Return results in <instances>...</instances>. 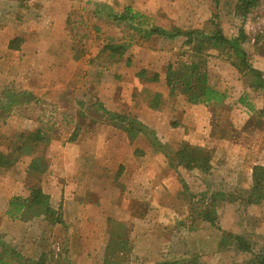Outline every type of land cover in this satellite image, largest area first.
Returning a JSON list of instances; mask_svg holds the SVG:
<instances>
[{
	"label": "rangeland",
	"instance_id": "rangeland-1",
	"mask_svg": "<svg viewBox=\"0 0 264 264\" xmlns=\"http://www.w3.org/2000/svg\"><path fill=\"white\" fill-rule=\"evenodd\" d=\"M1 1H7V4L10 5L16 3L20 8L28 10L27 13H30L31 3L34 2V0ZM117 1L121 2V5H117L119 13L125 15L129 8L128 4L131 5L134 0ZM146 2L144 0V3ZM164 3L165 8L173 10L176 15L174 18L175 25L168 21L166 28L169 30L175 27L174 29L177 28L184 32L201 31L213 35L216 32L215 23L226 38L231 39L235 35L234 13L238 0H220L217 10L213 0H164L163 6ZM1 16L0 30L3 33L12 30L15 21L13 8H6ZM20 17L23 16H18V21H21ZM163 18L164 21L167 20V17ZM141 22H143L142 26L149 27L151 30L161 23V20L160 17L144 16ZM131 25L133 24L127 23V29L132 30ZM245 31L248 38L242 48L248 54L251 65L260 70L264 76V0H260L259 7L245 25ZM136 37L139 39L141 36L138 34ZM6 41L7 39L5 44ZM176 41L178 50H176L174 61L170 62L168 66L161 65L157 59L153 58L152 54L149 55L148 65L146 52L142 53L139 49L141 40L136 43L138 44L139 56L145 57V63L148 66L146 67L147 71L151 74L160 73L165 67L163 72L168 71V76L173 78L174 84L172 86L175 92L179 90L181 93L175 95L180 101L176 104L177 111L171 120L169 129L167 131L162 130L163 135L168 134L169 138V143L166 145L161 143L166 147V152L156 149L143 135L147 150L138 149L133 154L145 171L144 176L145 179L147 178L145 187L152 188L153 196L162 204L165 215V220L160 222L161 224H154V220L150 221L149 219L146 220L145 224L148 223L147 228H154L158 237L165 240L167 244L161 250L159 262L176 259L190 261L196 258L198 264H253L251 262L253 255L239 253L234 248L212 252L210 247L214 244L216 235L218 237L221 233L233 232L244 236L253 245L254 254L264 253V202L259 205L248 204L250 188L252 187L251 163L264 160V117L260 115L261 111L264 110V93L256 92L251 87L254 81L252 74L247 70L241 71L239 69V61L229 49L196 40L192 45H187L185 37L178 38ZM17 44L18 42L15 40L14 46ZM151 45L155 47H151L152 49H157L155 41ZM127 50L128 48H125V52ZM134 50L136 51V49ZM4 56L9 64L2 67L5 77L0 80L2 81L0 82V92L4 89L3 91L12 90L15 94H19L24 91V84H27L25 78L21 77L20 79V75L28 70V65H22V54L4 53ZM193 65L197 66V76L190 78L189 73ZM140 69L143 68L138 67L139 72ZM147 71L145 70V76L140 78L145 87L150 84L144 82ZM50 78L53 76L46 78V84L54 85V80L52 81ZM187 78L192 80L193 89L190 91L184 88ZM199 78L205 79L209 87L221 91L227 98L223 104L217 107L197 105L201 107L200 110L189 113L186 111V107L190 105L189 102H192L194 95L198 92ZM195 79L197 80L194 81ZM29 81H33L32 76ZM168 86L171 88V85ZM162 88L166 87L162 85L160 89ZM36 100H38L37 106L51 105L46 96H32L31 101L36 102ZM241 100H243V104L240 103ZM6 107L13 108V110L10 113L6 112L8 111L4 109ZM20 108L17 106L10 107V97H0V151L6 155H11L18 149L23 153V156L14 166L0 168V177L21 181L28 176L40 178L39 174L35 173V176H32V171L28 170L34 158H38L39 165L45 167V172L52 173L55 169L62 171L63 173L58 171L57 173L58 177H62L61 184L66 194L51 198L50 205L58 215L62 216L68 230L61 225H51L49 223L51 219L44 214L40 215L41 210L39 208L27 210L24 219L36 218L37 222L33 224L30 242L18 251L22 258L16 259L14 264H32L27 260L33 261L35 259L28 256L39 258L40 253L47 255V264H75L71 242L75 230L80 225V218L86 217V214L89 216L92 214L90 218L94 216L96 219L99 218V214L109 216L108 222L111 233L122 237L120 238L122 242L115 241L113 239L116 237H112L110 247L114 254L108 257L112 258L110 264L131 260L133 244L126 237L133 215L129 210L120 206L119 199L115 198L121 191L119 183L122 184L120 182L121 173L125 166L120 168L116 178L113 176L105 181V191L108 192L106 198L81 195L80 192L77 194L75 189L67 194L66 187L77 182L79 171L82 169L92 172L91 170L97 165L96 161L88 160L85 162L83 159L82 162H76V174L66 175L69 167L62 166L63 168H60V163L54 161L55 158H50L58 153L55 144L41 142L36 146L23 149L24 131H29L33 126L29 123H23L26 112L24 114V107L21 108L22 110ZM209 108H214V110ZM26 111L28 113L29 110ZM180 112L181 116H179ZM210 113H215L216 116L212 117ZM214 118L220 119L222 130L216 137H209L207 131L214 128ZM122 123L116 122L120 128L125 129L127 124ZM154 132L158 138L156 131ZM48 135L50 137V134ZM78 137L79 134H77ZM158 140L160 141L159 138ZM184 144H188L194 149H203L212 154V168L208 174L199 171L191 172L181 167L176 169L170 166L167 154L173 156ZM90 148L87 143L80 146L83 154H92ZM130 156L131 154L127 164ZM46 175L44 177H47ZM99 178L92 177V189L102 187V179ZM54 180L57 179L52 181ZM78 182H82V180ZM139 187L144 186L142 183L135 184L132 190L137 191ZM206 192L210 196L213 193L219 194L213 215L216 220V227L221 231L198 216L200 212L198 209H204L201 195ZM78 202L89 203L84 207V212L80 213L81 216L75 211V203ZM90 202L94 204L92 205ZM144 216H149V213L147 215L142 214V217ZM137 225H139L138 222ZM97 226L100 227V225ZM0 239L6 243L4 236L0 235ZM181 245H186V249L181 250ZM43 246L44 250L41 252Z\"/></svg>",
	"mask_w": 264,
	"mask_h": 264
},
{
	"label": "crops",
	"instance_id": "crops-1",
	"mask_svg": "<svg viewBox=\"0 0 264 264\" xmlns=\"http://www.w3.org/2000/svg\"><path fill=\"white\" fill-rule=\"evenodd\" d=\"M146 1L134 0L128 6L142 19L144 16L160 17L161 23L157 25L159 28L168 31L175 28H166L169 22L175 25L176 15L173 10L165 8V3L163 6L164 0ZM119 4L121 2L117 0H34L30 13H27L28 10L20 8L16 3L10 5L7 1H1L0 17L6 8L12 7L15 21L12 30L6 33L0 30V80L5 77L2 67L9 64L4 53L22 54V65H28V70L20 75V79L23 77L27 81L21 93L34 97L46 96L52 105L37 106L38 100L17 105L19 108L24 107V114L26 112L23 123L33 126L29 131H24V136L40 129L50 134V144H55L56 151L58 150L50 158H55L54 161L60 163V168L69 167L66 175L76 174V162H82L83 159L85 162L96 161L97 165L92 172L82 169L79 171L77 182L66 187L67 194L75 189L77 194L80 192L81 195L106 198L108 192L105 191V181L113 176L116 178L120 168L125 166L120 180L123 185L119 183L121 191L115 198L119 199L120 206L133 215L126 237L133 244L132 259L113 264H156L160 260L162 248L167 244L158 237L154 228H147L148 223L145 222L149 219L154 220V224H161L165 215L162 204L153 196L152 188L145 187V171L133 156L136 150L147 148L142 134L131 140L116 122L124 117L137 120L156 131L162 144L169 143L168 134L163 135L162 130L169 129L177 111L176 104L180 100L171 93L167 83L168 71L163 72L165 67L160 73L151 74L147 71L146 63L149 65V55L152 54L161 65H170L178 50L177 39L171 41L159 36L147 38L150 28L142 26L141 17L134 22L119 20L122 16L117 9ZM20 15L23 17L18 21ZM163 17H167V20L164 21ZM127 23L133 24L132 30L127 29ZM138 34L141 37L136 39ZM15 40L18 44L12 48ZM140 40L139 49L142 53L146 52V63L145 57H140L137 50L136 43ZM154 41L157 49L151 48L154 47L151 45ZM112 47L120 50L112 52ZM123 48L128 50L121 54ZM137 66L143 68L141 71H147L144 82L150 84L146 87L140 79L141 71H138ZM31 76L33 81H29ZM48 76H53L50 79L54 80V85L46 84ZM162 85L166 88L160 89ZM3 90L0 97L11 98L15 95L12 90ZM200 108L190 104L186 111L191 113ZM4 109L9 113L13 110L9 107ZM26 110L30 112L27 113ZM210 114L212 117L216 116L215 113ZM221 130L220 119L214 118V128L208 130L207 134L209 137H216ZM86 143L91 147L92 154H83V150H80V146ZM251 166L253 173L255 166L264 167V160L254 161ZM57 171L63 173L55 169L52 173L45 172V175L48 173L47 177L28 176L22 181L0 177V235L4 236L6 244L17 253L30 242V233L37 220L24 219L27 208L24 207L20 214L15 213L10 203L16 198L30 201L34 189H41L50 198L66 194L61 184L62 177H58ZM92 177H100L102 187L92 189ZM79 179L82 182H78ZM141 183L144 187L132 190L133 185ZM88 204L75 203V211L81 216L80 213L84 212V207ZM147 213L149 216L142 217V214ZM86 215L80 218V225L71 242L74 262L110 264L112 258L108 257L114 252L110 247L113 238L109 229V216L99 214L96 219L94 216L90 218L92 214ZM222 236V233L218 237L216 235V240L210 247L212 252L219 251ZM113 240L122 242L121 239ZM182 249H186V245H181ZM43 250L44 246L41 252ZM40 254L39 258L31 255L28 257L37 261L43 255ZM7 263L4 249L0 246V264Z\"/></svg>",
	"mask_w": 264,
	"mask_h": 264
},
{
	"label": "trees",
	"instance_id": "trees-1",
	"mask_svg": "<svg viewBox=\"0 0 264 264\" xmlns=\"http://www.w3.org/2000/svg\"><path fill=\"white\" fill-rule=\"evenodd\" d=\"M215 9L217 10L219 6L220 0H213ZM260 0H238V3L235 8L234 13V28H235V35L233 38L229 39L226 38L220 27L216 26V32L213 35H208L201 31H191V32H184L180 29H172L171 31L155 27L152 28L147 34V38H151L153 36H159L161 38L174 41L178 38L185 37L187 39V45H192L195 40L197 42H208L212 43L214 46L217 47H224L229 49L232 54L236 57L239 61V69L247 70L250 74H252L254 81L251 84V87L254 88L256 92L264 93V76L263 73L254 68L251 63L249 62V56L246 51L242 48L243 44L247 41V34L245 31L246 23L253 17L255 10L259 7ZM217 16V15H216ZM139 17L138 14H135L131 8L126 10V14L122 15L119 20L124 21H132L134 22ZM216 18V17H215ZM195 38V39H194ZM12 48L15 46L12 44ZM113 51H119L120 48L112 47L110 49ZM121 54H123L125 51ZM189 77L193 78L197 76V66L193 65L190 69ZM169 74V73H168ZM140 76H145V71H141ZM174 76V75H173ZM156 80V79H155ZM173 78L170 75L167 78L168 85H171V93L173 96L179 94V90L175 92L172 84ZM195 79L194 81H196ZM200 84L198 88V92L194 95L192 102H189L192 105H207V106H214L217 107L223 104L226 100V95L217 89L209 87L205 79H200ZM192 80L187 78V83L184 88L187 91L193 89ZM184 85V84H183ZM182 85V87H183ZM181 94V93H180ZM32 96L28 93H19L13 94L10 98L11 106H17L25 103H30ZM12 99V101H11ZM243 104V100L240 101ZM261 117H264V110L260 113ZM122 124H127L125 126V131L128 134L131 140H134L139 134L144 135L150 141V143L158 148L159 150H163L166 152V147L161 144L158 138L155 135V132L150 130L147 126L143 125L142 123L138 122L134 119H129L127 117L119 119ZM50 137L47 133L42 131L41 129L29 134L28 136H24V143L22 144L23 149L27 147L36 146L41 142H46L50 144ZM23 156L21 150L14 151L11 155H6L2 151H0V168L2 167H12L14 166L19 159ZM38 159V158H37ZM32 159L31 165L28 170H31L32 176L39 174L38 176H42L45 173V167H41L39 165V160ZM167 159L169 161L170 166L181 167L184 170L188 171H199L203 173H209L212 168L213 157L210 152L204 151L203 149H194L191 148L188 144H184V146L180 147L179 151L175 153L173 156L172 154H167ZM251 192L249 194V203L248 204H255L259 205L264 202V167L263 166H255L253 168L252 173V187L250 188ZM209 193H203L201 195L203 199V206L204 209H198L200 212L198 216L208 222L211 226L216 227V220L213 215V209H215L217 201L219 200V194H212L209 198ZM51 198L43 193L41 189H34L31 193V200H23L21 198L13 199L10 203V207L14 209L15 213H21L23 208L26 207V210L31 211L33 208H39L41 210V214H44L46 217L50 218L53 224L61 225L66 230H68V226L66 222L62 219L61 215L55 212L54 208L50 205ZM43 212V213H42ZM50 221V222H51ZM111 222V221H110ZM217 230L221 231V229L217 228ZM110 234L112 237H116L118 239L122 238L120 236H115L113 233ZM0 246L4 249V257H6L8 263L12 264L15 260L22 258V255L17 253L15 249L9 247L6 243L0 239ZM226 248H234L239 253L250 254L253 255V259L251 262L253 264H264V253L254 254L253 245L242 235H237L233 233L223 234L221 242L219 244V251L225 250ZM1 261L4 263L3 258ZM32 264H47V255L43 254L39 260L32 261L27 260ZM156 264H198L196 258L191 259L190 261L185 260H164L158 262Z\"/></svg>",
	"mask_w": 264,
	"mask_h": 264
}]
</instances>
